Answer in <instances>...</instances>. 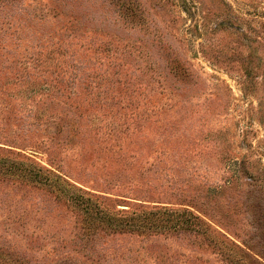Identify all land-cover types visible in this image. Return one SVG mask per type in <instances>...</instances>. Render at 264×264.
<instances>
[{
    "label": "rangeland",
    "instance_id": "1",
    "mask_svg": "<svg viewBox=\"0 0 264 264\" xmlns=\"http://www.w3.org/2000/svg\"><path fill=\"white\" fill-rule=\"evenodd\" d=\"M0 264H264V0H0Z\"/></svg>",
    "mask_w": 264,
    "mask_h": 264
},
{
    "label": "trees",
    "instance_id": "2",
    "mask_svg": "<svg viewBox=\"0 0 264 264\" xmlns=\"http://www.w3.org/2000/svg\"><path fill=\"white\" fill-rule=\"evenodd\" d=\"M72 201L77 205L81 206L83 203L84 206L81 209L84 213L85 217L88 219L91 226H102L106 224L107 226H115L114 228H131L136 227L139 228H172V229H184L190 228V224H187L184 219H182V215L178 212H170L168 209H164L162 207H155V209L148 211L147 213L141 214H133L129 217H114L110 215L108 212L104 211L98 205L92 206V199L90 197H83L81 195H75L70 197ZM194 217L199 218L198 215L192 213ZM187 213V210L183 209L182 214ZM166 214L164 217H160V215ZM156 217V218H154Z\"/></svg>",
    "mask_w": 264,
    "mask_h": 264
}]
</instances>
